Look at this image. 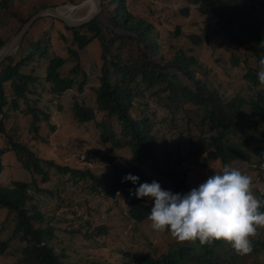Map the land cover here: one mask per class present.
Returning <instances> with one entry per match:
<instances>
[{
  "label": "trees",
  "instance_id": "trees-1",
  "mask_svg": "<svg viewBox=\"0 0 264 264\" xmlns=\"http://www.w3.org/2000/svg\"><path fill=\"white\" fill-rule=\"evenodd\" d=\"M66 1L73 4V0ZM100 1L99 17L80 27H69L51 17V26L58 28L57 39L55 31L45 32L39 38L31 37L32 30L44 17L39 18L19 48L0 64V176L11 154L20 169L30 175L29 181H13L10 186L0 184V214L6 215L7 224L13 223L5 235L0 230V264H81L69 260L54 235V223L60 220L48 210L60 209V205L68 207L69 213L76 216L71 220L82 221L81 227L87 228L86 239L106 235L103 225L92 229L97 210L91 220H85L83 212L88 210L89 198L81 197L85 205L78 203L74 210L66 204L64 194L68 185L72 192L89 191L90 197L100 202L99 208L104 210L123 200L130 219L144 223L151 206L148 200L130 194L138 185L122 182L127 174L139 176L141 184L155 180L164 190L167 182L173 193L185 194L193 188L185 175L177 172L181 163L203 173V181L229 165L243 168L241 171L251 176L253 195L264 201V180L245 168V164L253 161L259 168L264 166V86L257 78L259 60L264 55V47H260L264 42V0H188L196 5L208 26L201 34H184L179 28L173 32L175 37H183L185 44L200 46L215 35L233 47L245 51L248 48L254 53L255 67H249L242 78L249 84L248 88L229 99L203 78L202 66L193 69L197 62L193 56H187L182 46L175 42L170 49L161 50L165 47L155 36V26L138 17V9L131 11L128 7L131 3ZM18 5L22 9L16 8ZM43 8L0 0V50ZM182 13L187 19L190 8ZM53 20L58 25L54 26ZM8 28L13 29L10 39L4 37ZM56 40L64 46L65 56L56 50ZM89 49L96 55L90 71L88 60H84L90 54ZM168 53H173L170 58L166 57ZM67 65L70 66L65 74ZM90 76L97 77L99 82L94 90L95 105L87 106L75 100L71 112L78 123L94 124L97 128L108 152L95 162L106 165L110 171L97 166L94 172L89 167L83 169L44 158L35 146L36 136H27L41 131L53 117V108L58 107L57 111L62 113L63 107L57 99H62L74 87L78 93H84ZM38 87H41L39 92ZM49 97L53 99L44 105L42 100ZM21 104L26 106L25 110H21ZM19 115L32 118L28 132L19 126L17 120L25 123ZM179 115L183 120L176 119ZM168 122H172L175 132L181 124L186 125L180 133L189 134L190 142L180 143L164 135L158 138L161 130L158 127ZM196 131L198 135H194ZM120 150L131 153V163L116 157ZM52 171L62 183L59 179L57 184L51 181ZM50 198L57 200V205ZM258 210L264 212V206ZM170 238L173 240L165 244L166 248L159 247L153 255L127 254L123 263H235L217 253L223 240L201 245L198 240L178 242L171 235ZM250 239L253 251L247 257L264 260V227H258Z\"/></svg>",
  "mask_w": 264,
  "mask_h": 264
},
{
  "label": "rangeland",
  "instance_id": "rangeland-1",
  "mask_svg": "<svg viewBox=\"0 0 264 264\" xmlns=\"http://www.w3.org/2000/svg\"><path fill=\"white\" fill-rule=\"evenodd\" d=\"M16 3H21L28 8L32 6H44L43 9L48 7L54 8H64L67 6H79L85 0H73V4L66 0H15ZM130 4L128 7L131 11H135L136 15L140 18L145 19L147 22L153 24L157 30L155 36L159 39V43L164 46L161 50L170 49L172 44H179L187 56H193L197 64L193 65V69L197 70L201 66L204 68L203 78L208 79L210 85L214 88H218L222 95L226 99L232 98L234 95L243 94L248 88L249 84L242 80L243 75L248 72V68L254 66L256 61L253 60L254 53H251L250 49L243 50L242 48L233 47L222 37L213 35L209 42H204L200 46H194L192 44H185L183 37L178 38L173 34L176 28H179L184 34H201L202 30H205L208 26L206 20L200 16L196 10V5L192 4L188 0H127ZM86 6H81L73 11L71 14V19L81 20L88 15L90 9L85 8ZM190 8L189 17L184 19L182 11L185 8ZM18 9H22V6H16ZM40 9V10H43ZM43 20L32 30L31 37L39 38L43 33H53L55 31L54 37L58 38V28L54 29L51 26L52 19L51 16H43ZM55 19V18H54ZM11 23V21H10ZM13 24V22H12ZM53 24L58 25L54 22ZM60 28L64 27L60 24ZM63 30V28H62ZM13 32L12 28H8L5 32V38H12L11 34ZM176 42V43H175ZM178 46V45H177ZM55 48L59 55H66L64 46L61 45L57 40L55 42ZM84 58L87 61V68L89 71L92 69L93 61H95L96 55L89 49ZM173 53H168L167 58H170ZM159 58L161 56H158ZM233 58L235 62L233 61ZM69 66L65 68V74L68 73ZM255 69V68H254ZM200 76V75H198ZM98 78L95 76H90L88 84L84 87L86 90L84 93H78L77 87H74L71 91L65 94L62 99H57V103L63 107L62 113L58 110V107L52 109L53 117L48 123H46L38 134L32 132L28 133L29 136L35 138L34 141L40 154L47 159H54L59 163H63L69 166H75L78 168H91L94 172L95 167L102 166L105 171H110L106 165L100 162H95L99 157L104 156L108 152V147L103 144L100 136L97 132V128L94 124H80L73 117L71 112V106L73 101L78 100L80 103L87 106L95 105V88L98 85ZM38 92L41 91V87H38ZM242 90V93L240 92ZM34 98V97H32ZM53 97L49 99H43L44 105L52 100ZM31 105V104H30ZM32 106V105H31ZM42 106H39L41 108ZM26 106L21 104V110H25ZM57 111V112H56ZM22 114V113H19ZM157 117L159 113L157 112ZM25 123H21L19 120V126L24 129V132H28V125L32 121V118L20 116ZM183 116L179 115L176 119L183 120ZM159 119V118H158ZM174 122V121H173ZM172 122H168L164 125H160L158 128L161 130L156 134L158 138L161 135L167 136L169 138L179 140L180 143L190 142V135L185 133L181 134L180 130L185 126L180 125L177 132ZM179 124V123H177ZM199 132L196 131L194 135H198ZM180 145H178L179 147ZM176 147V146H175ZM111 148V145H110ZM188 149L185 145L184 150ZM81 155H86L85 160ZM119 159H124L127 163H131V153L124 152L120 150L118 155ZM130 158V159H128ZM107 162V161H106ZM217 165H214V167ZM244 167V166H243ZM249 169L253 174H257V177L264 180V166H258V163L250 162L245 164V168ZM2 175L0 176V184L3 186H10L13 181H29L30 175L20 169L16 164L14 156L11 154L8 156V160L4 165ZM98 169V168H97ZM243 169V168H238ZM244 170V169H243ZM177 172L185 175L188 184L191 188L196 185L203 183V173H199L195 168H189L185 164H180L177 168ZM246 173V172H243ZM52 182L58 183V177L55 172L51 173ZM60 180V179H59ZM206 180V179H205ZM61 181V180H60ZM63 181H61L62 183ZM165 190H171L167 182L163 185ZM66 204L71 205L73 210L75 206L80 203L85 205V200H81V197L89 198L88 210L83 212L85 220H91L93 212L97 210V216L93 218V228L97 225H103L107 229L106 235H99L95 239H86V227H81L83 225L80 220H71L76 218L73 213H69L68 207H63L60 205V209L50 208L48 212L55 215L56 220H60L59 223H54V235L56 236L58 242L63 245L62 248L69 260L72 262H78L81 264H124L122 259L125 255L129 256H139V255H153L154 250H159V247L170 243L173 239L170 235L164 231H156L151 228V222L149 220L144 223H136L130 219L128 215V208L126 202L120 200L119 203L114 202V205L110 209H102L101 203L97 202L94 197H90L89 191L84 192H74L71 191L68 185L66 195ZM71 196V199L69 197ZM148 204L152 206L153 201L148 198ZM53 204L57 200L50 198ZM115 201V199H111ZM49 204V203H48ZM57 205V203H56ZM50 207H53L49 204ZM79 206V205H78ZM66 208V209H65ZM98 208V209H94ZM65 209V211H64ZM83 210H86L84 207ZM107 210L110 211L106 212ZM64 211V213H63ZM104 216L102 213H104ZM109 213V214H108ZM80 216V214H79ZM102 219L101 223L98 219ZM6 215L0 214V230L3 234L8 233L12 229L13 223L5 221ZM67 219V222L63 220ZM70 220V221H69ZM91 229V230H92ZM80 230V232L78 231ZM89 232H92V231ZM4 234V235H5ZM3 235V236H4ZM85 252V253H84ZM80 253H84L81 255ZM217 253L221 255L224 259L229 262L242 261L244 258L241 256L233 255L226 248H219ZM245 264H264L262 261H254L248 259L244 261Z\"/></svg>",
  "mask_w": 264,
  "mask_h": 264
},
{
  "label": "clouds",
  "instance_id": "clouds-1",
  "mask_svg": "<svg viewBox=\"0 0 264 264\" xmlns=\"http://www.w3.org/2000/svg\"><path fill=\"white\" fill-rule=\"evenodd\" d=\"M257 78L264 86V55L259 60ZM127 181L138 185L135 191L130 190L131 195L153 201L147 216L153 230H167L178 242L198 240L204 245L223 240L220 248L244 258L234 264L250 259V237L256 235L258 227H264V212L258 210L264 201L253 195L250 175L225 165L185 194L164 190L155 180L141 184L140 177L131 173L122 179Z\"/></svg>",
  "mask_w": 264,
  "mask_h": 264
},
{
  "label": "water",
  "instance_id": "water-1",
  "mask_svg": "<svg viewBox=\"0 0 264 264\" xmlns=\"http://www.w3.org/2000/svg\"><path fill=\"white\" fill-rule=\"evenodd\" d=\"M89 0H85L79 6H74L75 8H79L84 6ZM94 3V10L90 12L86 17L81 20H73L71 19V14L63 15L55 8H46L37 12L18 32V34L6 45L3 49L0 50V64L11 54H13L20 46L24 36L31 28V26L41 17L43 16H51L56 19H59L69 27H80L86 23L91 22L93 19L99 17L101 12V1L100 0H91ZM100 20H102L100 18Z\"/></svg>",
  "mask_w": 264,
  "mask_h": 264
},
{
  "label": "bare ground",
  "instance_id": "bare-ground-1",
  "mask_svg": "<svg viewBox=\"0 0 264 264\" xmlns=\"http://www.w3.org/2000/svg\"><path fill=\"white\" fill-rule=\"evenodd\" d=\"M85 8H89L90 11L88 12V14L90 12H92L94 10V3L93 1L89 0L86 4H85ZM77 8H75L74 6H67V7H64V8H58L57 10L63 14V15H68V14H72L74 10H76Z\"/></svg>",
  "mask_w": 264,
  "mask_h": 264
},
{
  "label": "built area",
  "instance_id": "built-area-1",
  "mask_svg": "<svg viewBox=\"0 0 264 264\" xmlns=\"http://www.w3.org/2000/svg\"><path fill=\"white\" fill-rule=\"evenodd\" d=\"M82 158L84 159V158H85V156H82Z\"/></svg>",
  "mask_w": 264,
  "mask_h": 264
}]
</instances>
